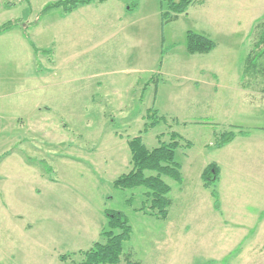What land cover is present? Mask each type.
Listing matches in <instances>:
<instances>
[{
	"label": "rangeland",
	"instance_id": "1",
	"mask_svg": "<svg viewBox=\"0 0 264 264\" xmlns=\"http://www.w3.org/2000/svg\"><path fill=\"white\" fill-rule=\"evenodd\" d=\"M54 1L0 0V264L80 263L107 210L132 228L118 264H264V93L239 85L264 0H196L166 25L160 0L43 12ZM190 30L217 47L188 53ZM231 130L252 137L218 150ZM172 132L183 181L164 177L163 220L114 181L132 169L129 138L153 149ZM217 160L220 210L201 179Z\"/></svg>",
	"mask_w": 264,
	"mask_h": 264
},
{
	"label": "trees",
	"instance_id": "2",
	"mask_svg": "<svg viewBox=\"0 0 264 264\" xmlns=\"http://www.w3.org/2000/svg\"><path fill=\"white\" fill-rule=\"evenodd\" d=\"M108 0H56L47 4L43 12L53 8L61 9L64 14H69L83 5L94 2L104 3ZM196 0H160L163 6L162 21L166 25L177 20L181 14L186 13ZM9 27H5L8 29ZM4 30V28H1ZM251 33L253 45L248 52L241 78V87L248 91L260 90L264 93V15L257 19ZM187 51L190 54H207L217 47V43L206 34L188 31L186 35ZM159 115V111L152 107L147 117ZM157 122V121H156ZM156 122L148 121L145 131L155 127ZM247 131H225L217 135L214 145L223 148L231 143L238 134L247 135ZM180 134L172 132L168 142L160 139L159 145L150 149L145 144L143 137L137 136L128 139L131 150L132 169L122 174L114 181V186L123 190L141 187L144 189L145 200L140 210H148L151 215L166 220L169 217L172 198L171 186L164 177H170L177 182L183 181L181 166L176 161V151L180 147ZM220 167L215 162L207 165L202 172L205 188L209 189L214 198L215 207L220 210V194L218 183L220 180ZM128 202L132 203L133 198ZM108 225L103 230L104 242H96L87 249L79 251L82 260L80 263L70 259V254L60 255L61 264H118L124 255V244L130 240L132 228L122 211H106ZM127 264H144L134 260L132 253L125 255Z\"/></svg>",
	"mask_w": 264,
	"mask_h": 264
},
{
	"label": "crops",
	"instance_id": "3",
	"mask_svg": "<svg viewBox=\"0 0 264 264\" xmlns=\"http://www.w3.org/2000/svg\"><path fill=\"white\" fill-rule=\"evenodd\" d=\"M239 85H240V87H241V79H240V83H239ZM242 88V87H241ZM243 89V88H242ZM243 90H245V91H248V90H246V89H243ZM252 137V135L250 134V132L248 131V133H247V135H241V134H238L237 136H236V138L231 142V143H229L227 146H225V147H223V148H219L218 150H226L227 148H229V146H231L234 142H235V140H237V139H248V138H251ZM213 162H215L216 164H218L219 165V167H220V171H221V173H222V171H223V161L222 160H217V161H213ZM212 162V163H213ZM210 164V163H209ZM209 164H207V165H209ZM206 165V166H207ZM205 166V167H206ZM204 167V168H205ZM204 170V169H203ZM203 170H202V172H203ZM220 178H221V174H220ZM201 179H202V173H201ZM202 182H203V180H202ZM219 182H220V180H219Z\"/></svg>",
	"mask_w": 264,
	"mask_h": 264
}]
</instances>
